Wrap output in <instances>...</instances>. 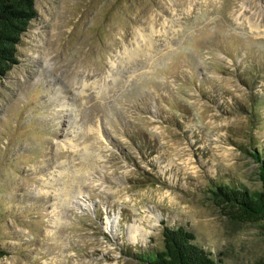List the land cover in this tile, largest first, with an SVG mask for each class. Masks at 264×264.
<instances>
[{"label": "rangeland", "instance_id": "obj_1", "mask_svg": "<svg viewBox=\"0 0 264 264\" xmlns=\"http://www.w3.org/2000/svg\"><path fill=\"white\" fill-rule=\"evenodd\" d=\"M0 79V264H144L164 226L264 264V0H36Z\"/></svg>", "mask_w": 264, "mask_h": 264}, {"label": "trees", "instance_id": "obj_2", "mask_svg": "<svg viewBox=\"0 0 264 264\" xmlns=\"http://www.w3.org/2000/svg\"><path fill=\"white\" fill-rule=\"evenodd\" d=\"M36 0H0V79L18 62V47L31 21L37 17ZM253 159L258 163L259 191H252L229 182L213 184L214 201L227 215L243 223L264 224V150L256 148ZM163 249L138 254L144 264H226L221 258L199 245L196 234L185 225L164 226ZM0 251V255L3 254Z\"/></svg>", "mask_w": 264, "mask_h": 264}]
</instances>
